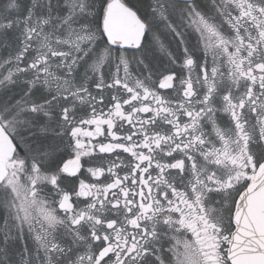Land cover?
<instances>
[{
  "label": "snow or ice",
  "instance_id": "1",
  "mask_svg": "<svg viewBox=\"0 0 264 264\" xmlns=\"http://www.w3.org/2000/svg\"><path fill=\"white\" fill-rule=\"evenodd\" d=\"M0 264H264V0H0Z\"/></svg>",
  "mask_w": 264,
  "mask_h": 264
}]
</instances>
